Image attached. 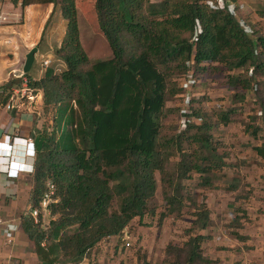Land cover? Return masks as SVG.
Segmentation results:
<instances>
[{
    "label": "trees",
    "instance_id": "trees-1",
    "mask_svg": "<svg viewBox=\"0 0 264 264\" xmlns=\"http://www.w3.org/2000/svg\"><path fill=\"white\" fill-rule=\"evenodd\" d=\"M8 1L23 8L54 5L67 22L57 51L66 69L49 68L40 80L24 75L29 87L43 91L45 105L58 109L57 127H66L62 139L56 133L36 138L32 206H39L48 182L61 199L48 226L22 217L21 230L40 264H81L104 241L120 239L136 222L143 226L145 216L156 212L157 178L164 219L183 211L184 181L196 175L199 187L210 189L232 167L214 131L229 126L235 110H217L213 121L193 101L194 116L202 122L175 137L163 136L168 102L186 94L182 79L225 73L231 92L251 90L253 96L237 93L234 99L240 105L253 101L262 112V126L254 123L247 132L264 160V35L230 9H239V0H224L216 11L209 7L216 0H96L99 28L113 54L98 63L90 62L81 42L78 0ZM257 14L264 19V9ZM23 83L24 78H14L2 87L4 103ZM174 151L179 162L170 177ZM198 216L206 229L210 213ZM207 238L195 233L180 245L169 243L165 264H220L204 255Z\"/></svg>",
    "mask_w": 264,
    "mask_h": 264
},
{
    "label": "rangeland",
    "instance_id": "rangeland-1",
    "mask_svg": "<svg viewBox=\"0 0 264 264\" xmlns=\"http://www.w3.org/2000/svg\"><path fill=\"white\" fill-rule=\"evenodd\" d=\"M95 1L78 0L77 2L80 38L91 63L107 61L113 56L109 43L99 28L95 12ZM151 1L155 2L157 0ZM239 1L241 6L244 7V3L247 5V8L244 9L245 12L238 11L240 17L249 19V23L264 35V19L257 14L258 10L264 9V0ZM7 3L10 4L8 0H6ZM7 7L11 8L10 6ZM13 7L11 8L13 11L8 12L10 23L7 26L11 29L6 35L10 38L14 37V42L18 44L21 41L20 31H23L26 20L22 5H13ZM51 20L45 27L42 41L31 42L28 51L39 46L45 52L46 36L53 25ZM34 32L35 18H32L31 25L26 29L25 38H34ZM37 64L36 62L34 69ZM66 67L65 63V68L61 67L59 69L64 71ZM18 75L22 76L23 74L20 72ZM226 75L220 73L200 77L193 88L186 89L185 95L172 97L167 104V113L163 119V136L172 138L180 135V132L184 130L180 125V116L185 96L186 98L191 97L192 102L196 101V109L202 108L213 121L217 120L214 112H217V110L225 111L223 108L225 102L237 104L238 107L230 109L235 110L232 123L227 127L221 126L214 131L216 139L224 144L225 150L223 151H228L230 155L228 163L232 167L225 170L221 174V179L215 182L213 188L210 189L199 187L200 180L196 175L191 180L184 181L182 185L185 188L183 193L186 204L183 211L164 219L161 218L162 214L165 213L162 185L161 180L157 178L158 191L153 202L156 212L153 215L145 216V223L142 226L144 227V233L138 234L137 230L140 225L138 222L134 223L133 228L128 229L119 239L120 242H115L116 246H113L114 239H110L99 246L98 252H92L88 255L86 258L90 259L91 264H165L168 258L164 255L165 252H162L160 246H167L169 243L180 245L188 240L191 234L195 233L209 236L203 244V253L209 258L225 251L240 252L239 247L250 249L253 247L255 240L253 228L258 227L260 219L264 220V189L261 188V186L264 187V160L257 157L253 150V147L258 144L252 139L247 129L254 123L257 127L262 126V112L253 101L240 105L234 99L237 93L240 95L247 93L250 96H253V94L251 90L247 89L237 90L236 93L231 92L226 86ZM176 81H179V78L173 79V82ZM261 81L264 82V78H261ZM179 130L181 131L179 132ZM263 135L264 133H262V137ZM184 148L186 150L191 149L187 143H185ZM174 154L175 156L171 158L168 165V175H171L170 177L176 173V166L179 162L176 151H174ZM24 204L27 206V203ZM114 207L117 209V203H114ZM203 209L210 213V220L206 229H202L199 223L198 215L204 211ZM166 230V233L176 232L172 240L167 238L168 234L162 233ZM157 233H159V236ZM162 234L166 236L162 238ZM220 235L232 238L233 243L218 244L216 237ZM251 235L254 237L252 238ZM126 236L128 240H124ZM127 242L131 244V247H126ZM219 262L222 263L220 259Z\"/></svg>",
    "mask_w": 264,
    "mask_h": 264
},
{
    "label": "crops",
    "instance_id": "crops-1",
    "mask_svg": "<svg viewBox=\"0 0 264 264\" xmlns=\"http://www.w3.org/2000/svg\"><path fill=\"white\" fill-rule=\"evenodd\" d=\"M244 5L242 12H245L244 9L247 8L245 3ZM7 6L14 8L11 3L6 4L5 2L4 11L7 13L12 12L13 9H9ZM239 7L242 8L241 5ZM5 8L8 9L6 10ZM23 14L26 23L23 27L24 32L20 31V43L16 44L13 40L14 37L10 38V36L6 35L10 32L11 27L4 26L0 28V141L8 143L9 140L5 136H10L12 140L15 137L29 138L33 139L36 143V138L42 133H56V136L62 139L66 127L62 125L57 127L56 119L58 117V109H55L54 112V109L50 107L48 109L45 108L44 93L42 91L38 94V100L34 105H30L28 100H23L19 97L15 101H11L10 98L7 103H4L2 100V87L14 78H22L18 74L20 72L24 74L27 55L34 48L32 47L33 49L29 51L27 49L30 47L31 42L36 40L39 42L42 41L43 33L49 19H52L51 22L53 25L46 36L45 52L39 46L35 47L38 48V53L35 56V62L29 74L33 80L43 78L46 72L42 68V61L44 59L52 61L51 68L53 69L65 68V63L57 56V51L61 49L67 31V22L63 18L61 11L58 8L55 9L54 5H31L24 8ZM32 18H35L34 38H25L26 29L31 25ZM36 62L38 64L34 69ZM12 103L16 108L8 110L7 105ZM15 142L17 145L22 144L20 141ZM16 156L19 157L18 162L25 163L22 160L21 154H16ZM3 172L5 170L0 168V220L18 224L19 231L15 235V244L13 246H6V238L0 228V264H40L38 257L34 253V244L21 230L22 217L26 216L28 208L32 205L31 193L34 177L32 174H23L19 179L9 181ZM261 188L264 189L263 186ZM24 203H27V206ZM253 230L255 240L251 249L239 247L241 249L240 252L225 251L218 255H213L211 259H220L223 264H235L234 262H237L236 264H264V220L260 219L258 221V227L253 228ZM137 232L138 234L141 232L144 233V227L140 226ZM166 232L167 230L162 233ZM175 233V231L166 233V235L168 234L167 238L172 240ZM166 235L162 234L161 237L163 238ZM251 236L252 238L254 237L253 235ZM115 242L119 243V238L113 240V246H116ZM216 242L227 245L232 244L233 239L227 238L225 235H220L216 237ZM160 248L164 253L166 246H160ZM85 260H87V264H91L90 259L85 258Z\"/></svg>",
    "mask_w": 264,
    "mask_h": 264
},
{
    "label": "built area",
    "instance_id": "built-area-1",
    "mask_svg": "<svg viewBox=\"0 0 264 264\" xmlns=\"http://www.w3.org/2000/svg\"><path fill=\"white\" fill-rule=\"evenodd\" d=\"M6 0H0V28L9 25L10 23V14L4 11V5ZM224 1L223 0H216L211 1L209 3V7L212 11H216L218 7H224ZM242 8H239L243 10ZM230 9L235 13V15H239L238 10H235L234 7L230 6ZM240 10V11H241ZM9 43V42H8ZM52 67V61L49 59H44L42 61V68L43 70H47ZM56 73H61L59 68L55 69ZM25 74L22 75V78H24L23 88L16 89L13 92V95L11 97V101H15L18 97L21 99H26L28 102H30V105H34V103L38 100V94L41 90L32 89L28 86V79L24 77ZM183 87L186 89L193 88L197 81L194 79L189 80H183ZM43 92V91H42ZM190 96V95H189ZM192 98L185 96V102L183 104V109L181 110V127L183 129H186L190 124H199L202 122V120L199 117L194 116L193 110H192ZM239 105L233 104L231 102H225L223 104V108L225 111L230 110L232 108L238 107ZM8 110H13L16 108V106L12 104L7 105ZM45 108L48 109L45 105ZM54 109V108H51ZM9 141L8 143H4L3 141H0V168L4 169L5 172H3L6 176V178L11 180L19 179L21 175L23 174H35L36 171V162H37V147L36 143L33 139L29 138H19L15 137L12 140V137L5 136ZM15 141H20L22 144L17 145L15 144ZM18 148V150H17ZM21 149V150H20ZM16 154L22 155V160L25 161V163L18 162L19 157L16 156ZM17 157V159H16ZM61 199L57 195V187L53 182L47 183V191L37 207H33L32 205L28 208V211L26 213V216L33 219V221L36 224L43 223L44 226H48L52 220H55L56 218L52 214V208L55 205L60 204ZM0 228L2 233L5 235V245L6 246H13L15 244V235L19 231L18 224L14 222H4L3 220H0ZM126 233V231H125ZM128 237L124 238V240H128ZM45 246V244H43ZM126 247H131V244L127 242ZM87 260H83L81 264H87ZM21 264V263H19ZM223 264V263H222Z\"/></svg>",
    "mask_w": 264,
    "mask_h": 264
},
{
    "label": "water",
    "instance_id": "water-1",
    "mask_svg": "<svg viewBox=\"0 0 264 264\" xmlns=\"http://www.w3.org/2000/svg\"><path fill=\"white\" fill-rule=\"evenodd\" d=\"M38 53V48H34L30 53L27 55L25 67H24V74H27L31 71L34 62H35V56Z\"/></svg>",
    "mask_w": 264,
    "mask_h": 264
}]
</instances>
